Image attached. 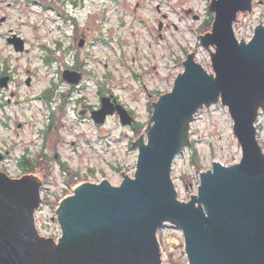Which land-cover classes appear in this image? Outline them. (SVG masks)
Masks as SVG:
<instances>
[{
  "label": "rangeland",
  "instance_id": "rangeland-1",
  "mask_svg": "<svg viewBox=\"0 0 264 264\" xmlns=\"http://www.w3.org/2000/svg\"><path fill=\"white\" fill-rule=\"evenodd\" d=\"M211 2H0V18H7L0 30V68L14 78L10 89L0 93V103L5 105L0 108V152L10 151L5 163L13 174L19 173L16 161L20 157L36 158L41 153L50 158L39 163L40 172L46 165L49 172L43 188L51 203L37 213L38 229L45 239L58 242L61 238L57 211L60 203L73 196L72 190L104 180L120 186L121 174L134 178L138 149L131 144L141 139L148 123L153 128L152 103L173 91L177 76L184 73L182 62L187 55L192 53L198 64L215 74L209 52L214 54L216 48H204L199 38L214 28ZM259 26H264V0H255L250 13H238L234 24L238 42L251 41ZM11 32L25 41L23 52L7 42ZM67 70L83 72L80 85L64 81L62 74ZM10 91L16 93L15 98ZM45 94L51 95L50 100L43 99ZM102 98L116 99L115 105H122L135 123L123 125L115 112L103 125L96 124L86 110L99 111ZM256 128L264 150L261 110ZM189 139L190 145L177 155L172 169L178 200L183 203L198 196L201 174L213 170L215 162L234 165L243 156L234 120L221 102L197 112ZM143 142L148 144L147 132ZM59 163L77 176L63 175ZM36 177L42 183V177ZM158 237L164 264H189L180 229L167 224L159 229Z\"/></svg>",
  "mask_w": 264,
  "mask_h": 264
},
{
  "label": "water",
  "instance_id": "water-1",
  "mask_svg": "<svg viewBox=\"0 0 264 264\" xmlns=\"http://www.w3.org/2000/svg\"><path fill=\"white\" fill-rule=\"evenodd\" d=\"M254 1L212 0L214 28L199 38L204 48H216L209 52L215 74L187 55L173 91L152 103L153 128L148 123L131 144L138 149L134 178L121 174L120 186L104 180L74 190L57 211L58 242L36 227L37 177H0V264H164L158 231L167 224L182 231L189 264H264V150L255 127L264 112V26L249 43L238 42L234 31L238 13H250ZM10 42L24 51L22 39ZM63 78L79 85L83 75L67 70ZM111 100L102 99L94 121L102 125L117 112L123 125H132L127 110ZM219 102L234 120L242 159L229 166L215 162L201 174L198 196L183 203L173 162L190 145L197 112Z\"/></svg>",
  "mask_w": 264,
  "mask_h": 264
},
{
  "label": "flooded vegetation",
  "instance_id": "flooded-vegetation-1",
  "mask_svg": "<svg viewBox=\"0 0 264 264\" xmlns=\"http://www.w3.org/2000/svg\"><path fill=\"white\" fill-rule=\"evenodd\" d=\"M4 0H0V2H3ZM14 2H19L20 0H13ZM7 20V18L4 16L2 18H0V30L2 28V26L4 25L3 23H5ZM19 35L18 34H14V33H10L9 36H7V42L11 45H14V43L10 42V40H13V41H16L18 38ZM21 39V38H20ZM23 41V40H22ZM24 42V46H25V41ZM5 82H2L3 80H5ZM2 80V81H1ZM13 81H14V78H13V75L10 74L7 70H4L2 68H0V93L2 92H5V91H8L11 87V85L13 84ZM30 82L31 81H27V83L30 85ZM2 83L6 84L5 87L6 88H3L2 87ZM10 95L12 98H15L16 97V93L14 91H10ZM47 100V99H46ZM12 101V99H9L7 101V104H10ZM5 105H4V102L1 104L0 103V108H4ZM86 115L88 114V112H90L92 114V112L94 111V109H87L86 110ZM72 145H74V143H72ZM5 153L7 154H2L0 152V177L3 176V174H6V175H9L10 178L12 179H20L22 178L23 176H39L40 178L42 177V184H41V192H42V207H45L47 205H49L51 203V200L46 197L45 195V189L43 188V185H45V181H47L48 179V165H46V167L43 169L42 168V172L39 171V163L41 162H45L46 161V158L50 160L49 157H45L44 155H41V153H39V156H37L36 158H30L29 156H23V157H20L17 161H16V168L18 169L19 173L18 174H13L9 169L8 167H6V163L7 161L10 160V158L8 157L9 154H10V151H6ZM45 158V159H44ZM55 158L56 160L60 158L59 154L56 153L55 154ZM31 166L34 167V170L32 171L31 170ZM57 167L60 169L61 173L63 175H68V176H71V175H74V176H77V173H74L72 171H68V168L65 166V164L63 163H59L57 165ZM41 175V176H40ZM69 179L67 178L66 182L68 181ZM64 198V197H63ZM57 203V201H56Z\"/></svg>",
  "mask_w": 264,
  "mask_h": 264
},
{
  "label": "trees",
  "instance_id": "trees-1",
  "mask_svg": "<svg viewBox=\"0 0 264 264\" xmlns=\"http://www.w3.org/2000/svg\"><path fill=\"white\" fill-rule=\"evenodd\" d=\"M69 21H75V19H70ZM46 62L49 64V63H51V60L48 58L47 60H46ZM51 97V95L50 94H45L44 95V99H47V100H50L49 98Z\"/></svg>",
  "mask_w": 264,
  "mask_h": 264
}]
</instances>
